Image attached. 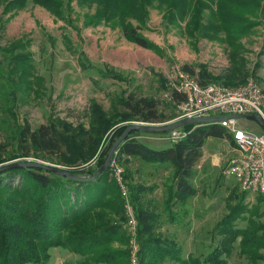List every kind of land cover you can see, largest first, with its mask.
<instances>
[{
	"label": "rangeland",
	"instance_id": "rangeland-1",
	"mask_svg": "<svg viewBox=\"0 0 264 264\" xmlns=\"http://www.w3.org/2000/svg\"><path fill=\"white\" fill-rule=\"evenodd\" d=\"M94 9V3L78 0H62L56 11L33 0H26L23 7H17L11 0H0V72L7 71L9 62L1 47L17 39L23 43L17 51L28 52L33 66L32 87L28 93L19 95L15 104L20 122L28 120L34 128L52 120L65 136L81 143L85 140L84 131L89 128L88 113L92 105H98L107 116H112L123 110L119 99L136 92L154 98L164 118L161 122H131L154 127L133 134L153 147H162L170 142L167 130L162 127L176 122L177 117V106L168 95L167 72L174 66L188 65L197 72L202 64L213 76L235 71L239 78L231 84H240L253 77L264 87V12L259 8L247 9L243 27L237 23L228 24V30H223L210 9L204 10L203 25L201 21L198 25L189 17L187 7L182 8L180 17L170 19L166 3L155 0L142 21L132 20L131 23L158 50L127 40L120 27L111 23L88 24L86 14ZM216 82L229 84L223 79ZM8 120L9 115L0 104V144L5 145V152L0 155L16 156L1 162L0 167L26 159L86 171L95 168L99 158L106 159L113 139L112 133H106L95 155L73 166L65 165L61 155L42 156L33 152L30 157L22 158L17 156L15 144L8 139L9 131H4ZM238 123L256 133L264 130L260 121L248 117H239ZM225 140L207 138L191 178L196 193L187 203L175 208L178 226L170 223V227L175 226L181 248H188L191 243L183 242L184 232L187 237L192 236V252L196 256L206 255L219 243L221 236L214 226L238 202L242 193L235 180L224 173L228 159L234 154L230 142ZM112 158L122 166L130 185L144 187L140 193L143 201L150 200L155 206H162L171 183L172 168L168 164H151L115 152ZM243 202L249 208H258L262 214L255 219L264 221V203L257 194L247 192ZM236 223L239 227L247 224L244 219ZM166 226L168 231L169 223ZM238 241L224 255L222 264H264L263 247L258 249V256L253 260L243 252ZM54 260L53 264H60L63 258L57 255Z\"/></svg>",
	"mask_w": 264,
	"mask_h": 264
},
{
	"label": "trees",
	"instance_id": "trees-1",
	"mask_svg": "<svg viewBox=\"0 0 264 264\" xmlns=\"http://www.w3.org/2000/svg\"><path fill=\"white\" fill-rule=\"evenodd\" d=\"M11 1L12 4L16 3L17 7L26 4V0ZM33 1L51 11H56L62 4V0ZM78 1L95 4L94 11L86 14L88 24L111 23L120 27L127 40L143 48L158 50V47L140 34L137 27L131 23L132 20L142 21L149 5L155 0ZM163 1L166 3L170 19L180 17L181 11L187 7L189 17L196 20L198 25L205 18L204 10L210 9L214 20L222 25L223 30H228V24L237 23L243 27L247 9L254 7L264 12V0ZM22 44V41L17 39L1 47L8 55L9 62L7 71L3 74L0 72V104L10 118V123L7 122L4 131H9L8 139L15 144L18 157H30L33 152L42 156L61 155L65 165L73 166L87 162L94 156L100 140L106 133L113 135L111 146L133 121H163L164 117L154 98L129 92L119 99L123 110L112 116H107L98 105H92L88 113L89 128L84 131L85 140L81 143L65 136L52 120L34 128L28 120L20 122L16 117L15 104L19 95L26 94L31 89L34 75L30 54L17 51ZM182 67L196 73L202 84L223 79L229 82L227 85H238L231 84L236 83L239 78L235 71L223 76H213L202 64L197 72L188 65ZM172 97L175 100L183 98L178 93H173ZM182 128L187 130L184 137L162 147H153L133 134L142 130H132L118 143L114 151L119 155L151 164H168L172 168L171 183L167 186L163 200V209L171 220L178 216L173 207L184 205L188 198L196 193L191 178L207 138H226L232 143L231 136L217 123L206 122L197 126L192 123L183 125ZM165 132L168 134L169 130ZM4 146L0 144V154L5 152ZM14 157L16 156L0 155V163ZM20 161L27 162L26 159ZM104 161L105 158H99L95 168H87L86 171L79 168H63L75 177L60 175L41 167L20 166L1 171L0 264H46L50 258L51 247H61L87 255L92 252L95 259H104L108 263L112 259L115 263L121 261L123 264H129L127 247L109 249L112 241L116 239L128 243V235L124 225V199L117 182L110 176L109 169L106 168L96 177H92ZM124 179L138 219L140 264H146L147 256L143 251L149 249L147 246L151 247L149 250L152 264L161 262L169 250L172 251V258L179 264H222L225 261L224 255L231 251L237 239L243 252L253 260L258 256V249L264 248V221L255 219L262 212H259L258 208H249L243 202L247 191L241 190L238 202L231 206L228 213L214 226V230L221 236L219 243L204 256L182 258L178 245L168 247L158 237L144 238L152 229L153 218L141 202L140 193L144 187L130 185L125 172ZM258 196L262 201V197ZM239 219L246 220L245 227L238 226L236 221ZM107 246L108 251H105ZM102 252L104 256L98 254Z\"/></svg>",
	"mask_w": 264,
	"mask_h": 264
},
{
	"label": "built area",
	"instance_id": "built-area-1",
	"mask_svg": "<svg viewBox=\"0 0 264 264\" xmlns=\"http://www.w3.org/2000/svg\"><path fill=\"white\" fill-rule=\"evenodd\" d=\"M167 78L170 86L168 95L177 106L176 121L219 117L211 122L221 125L231 136L230 146L234 151L224 173L233 178L241 190L260 195L264 203V130L256 133L238 123L239 115L242 114H255L264 123V87L253 77L234 86L217 82L202 84L196 73L178 65L167 72ZM173 93L181 94L183 98L175 100ZM203 123L206 122L195 124ZM168 134L167 138L173 142L184 137L187 130L182 126L176 127L170 129ZM108 167L124 199L129 264H140L138 219L124 179V169L112 157Z\"/></svg>",
	"mask_w": 264,
	"mask_h": 264
},
{
	"label": "crops",
	"instance_id": "crops-1",
	"mask_svg": "<svg viewBox=\"0 0 264 264\" xmlns=\"http://www.w3.org/2000/svg\"><path fill=\"white\" fill-rule=\"evenodd\" d=\"M223 139L225 140L226 138H223ZM231 150H232V148H231ZM140 198H141V202L143 204V208L146 209L149 212L150 215H153V218L151 220L152 229H151V231L149 233L145 234L144 238L158 237V238L162 239L163 243L165 245H167L168 247H170L171 245L177 246L178 245V243H177V232H176V230L174 228L176 225L178 226V224L176 223V218L177 217H173V220H171L168 217V215L165 212V210L163 209L164 208L163 203H162V206L159 205L157 207V206H155L153 204V201L152 202L150 200L143 201L142 200L143 199L142 196H140ZM186 203H187V201H186ZM175 208L176 207H173L174 211L176 210ZM165 223L166 224L169 223L168 231H166L167 230L166 229L167 226H166ZM170 223H174L175 226L172 225V227H170V225H171ZM166 232H168L169 234H167ZM184 234L185 235L183 237V239H184L183 242H187L188 241V243H189L191 241V243L189 244L188 248L187 247L181 248L180 244H179L178 245L180 247L179 255L182 258H187L188 256H196V254H194L192 252V251H194L193 247H192V245H193L192 236L189 235L187 237V232H184ZM126 247H127V243H123L120 240L116 239V240L112 241V243L109 246V249L110 248H114V249L122 248L123 249V248H126ZM147 248L150 249L151 247L147 246ZM149 249L147 251H145V252L143 251V254H145L147 256V259L145 260L146 264H152L151 257H150V252L151 251ZM105 251H108V246H107V248H105ZM49 252H50V258H49L47 264H53L55 262L54 258L57 255H59V256H61L63 258V260L60 262V264H118L117 262L116 263L113 262L112 259L109 260V263L106 262L104 259H95V256L93 255L92 252H90L89 255L80 254V253H78L76 251L70 252V250L65 249V248H61V247H51ZM171 252L172 251L169 250L168 254L164 257V259L161 262H158L157 264H179L174 258H172ZM173 253L175 254V250L173 251ZM98 254L100 256H104L103 252L102 253H98ZM120 264H123V263L121 262Z\"/></svg>",
	"mask_w": 264,
	"mask_h": 264
},
{
	"label": "water",
	"instance_id": "water-1",
	"mask_svg": "<svg viewBox=\"0 0 264 264\" xmlns=\"http://www.w3.org/2000/svg\"><path fill=\"white\" fill-rule=\"evenodd\" d=\"M239 117H248V118L260 121L263 125V128H264V123L261 121L259 116L255 115V114H242V115H239ZM218 119H219V117H201V118L184 119V120H179V121L173 122V123L166 125L162 128H164L165 130H170L172 128L181 127V126L186 125V124H192V123H196V122H211V121L218 120ZM153 128H154L153 126L148 125V124L131 123L124 130V132L113 142L104 163L100 166V168H98V170L92 175V177H96L98 174H100L103 170H105L108 167L109 162H110L111 157H112V154L114 153L118 143L121 140H123L130 131H132V130L149 131V130H152ZM20 166H22V167H41L45 170H48V171H51V172H54V173H57L60 175H67L70 177H75L74 175L70 174L69 172H67L66 170H64L63 168H61L59 166H54V165H50V164H46V163H42V162H36V161H27V162H22L20 160L14 161V162L8 163L4 166H1L0 172L4 171L6 169L20 167Z\"/></svg>",
	"mask_w": 264,
	"mask_h": 264
}]
</instances>
